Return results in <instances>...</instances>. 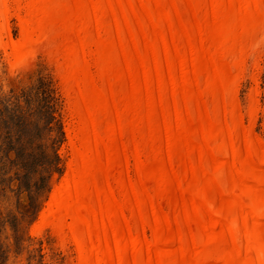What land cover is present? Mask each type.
Returning a JSON list of instances; mask_svg holds the SVG:
<instances>
[{
  "label": "bare ground",
  "instance_id": "obj_1",
  "mask_svg": "<svg viewBox=\"0 0 264 264\" xmlns=\"http://www.w3.org/2000/svg\"><path fill=\"white\" fill-rule=\"evenodd\" d=\"M0 43L61 78L72 158L39 222L77 264H264L257 86L238 99L264 0H0Z\"/></svg>",
  "mask_w": 264,
  "mask_h": 264
},
{
  "label": "rangeland",
  "instance_id": "obj_2",
  "mask_svg": "<svg viewBox=\"0 0 264 264\" xmlns=\"http://www.w3.org/2000/svg\"><path fill=\"white\" fill-rule=\"evenodd\" d=\"M8 29L3 42L18 40L16 18H9ZM0 44V264H77L69 240L61 242L39 222L72 158L67 129L73 125L61 78L45 52L13 67ZM259 62L258 80L245 76L238 99L247 105L257 86L253 133L263 138L264 55Z\"/></svg>",
  "mask_w": 264,
  "mask_h": 264
}]
</instances>
